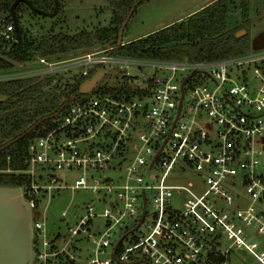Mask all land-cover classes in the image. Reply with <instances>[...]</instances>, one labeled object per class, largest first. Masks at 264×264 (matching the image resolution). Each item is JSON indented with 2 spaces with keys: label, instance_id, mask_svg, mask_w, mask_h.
I'll list each match as a JSON object with an SVG mask.
<instances>
[{
  "label": "built area",
  "instance_id": "2783aa9c",
  "mask_svg": "<svg viewBox=\"0 0 264 264\" xmlns=\"http://www.w3.org/2000/svg\"><path fill=\"white\" fill-rule=\"evenodd\" d=\"M111 49L95 46L61 64L37 60L51 72L80 63L84 78L124 69L126 86L106 84L117 90L102 93L97 84L30 142L17 173L27 177L20 189L32 210L64 191L96 196L65 221L66 236L49 240L45 221H33L34 261L78 241L83 264H225L233 249L264 264V50L193 61ZM190 175L203 189L173 182Z\"/></svg>",
  "mask_w": 264,
  "mask_h": 264
},
{
  "label": "trees",
  "instance_id": "16d2710c",
  "mask_svg": "<svg viewBox=\"0 0 264 264\" xmlns=\"http://www.w3.org/2000/svg\"><path fill=\"white\" fill-rule=\"evenodd\" d=\"M15 1L0 0V12L9 15L0 20V187L24 188L27 177L17 172L27 168L30 142L44 128L53 127V119L63 115L73 101L87 100L95 92L85 94L80 87L96 70H90L87 78L73 80H66L58 71L5 78L19 71L17 64L61 58L105 44L112 47L111 54L131 59L213 61L251 50L248 35H238L243 26L228 29V13L235 7L233 0H215L183 19L119 45L120 28L142 0H107L112 11L111 24L93 32L67 34L51 30L38 37L25 25L22 9L27 4L19 2L15 8L21 33L18 41L10 16ZM27 1L44 12L54 10V0ZM239 6L245 15L248 1L239 0ZM9 25L14 28L9 34L11 38L4 35ZM97 89L102 93L117 90L101 83Z\"/></svg>",
  "mask_w": 264,
  "mask_h": 264
},
{
  "label": "rangeland",
  "instance_id": "374dc122",
  "mask_svg": "<svg viewBox=\"0 0 264 264\" xmlns=\"http://www.w3.org/2000/svg\"><path fill=\"white\" fill-rule=\"evenodd\" d=\"M213 1L215 0H142L127 17L122 43L145 36L161 27L183 19ZM233 1L235 7L230 10L227 17L228 29L243 26L242 35L245 33L248 35L251 49L256 47L264 50V0H247L248 8L245 15L240 10L239 0ZM59 3L60 10L54 17L42 16L29 6H23L22 15L24 16L25 25L34 37L48 34L51 30L54 33L63 32L67 34H75L81 31L93 32L111 24L112 11L107 0H59ZM80 52L54 58L51 61H58L57 64H61L63 62L60 61L65 58L69 60ZM17 67L19 70L17 73L5 75L4 77L37 74L44 71L50 72L45 63H38L37 61L24 65L17 64ZM82 69L83 66L80 63H66L57 66L55 71L60 72L66 80H73L79 77ZM98 71L105 72L98 84L110 86L113 84L119 85L123 82L122 73L124 74V69L116 72L112 71L109 66H104ZM126 71L137 76L141 72L135 66H129ZM262 168L264 169V164ZM173 179V182L185 185L196 192L203 189L201 181L193 175L179 179L173 176ZM95 200L96 196L90 191H64L60 196L50 199L49 202L45 199L37 203L36 208L33 210V221H45L46 237L49 240L52 239L55 233L66 236L67 226L65 221L73 220L72 214L78 211L79 207H83V203H91ZM63 211L67 212L66 218L62 217ZM94 225L96 228H101L103 220L97 219ZM77 242L71 241L67 247V252H61L60 250L61 253L57 257L42 262L35 260L34 264H83L86 261V252H83L81 258L77 252L78 248L76 246H80ZM71 256H73L72 259ZM225 264H253V258L243 249H233Z\"/></svg>",
  "mask_w": 264,
  "mask_h": 264
},
{
  "label": "water",
  "instance_id": "95a60500",
  "mask_svg": "<svg viewBox=\"0 0 264 264\" xmlns=\"http://www.w3.org/2000/svg\"><path fill=\"white\" fill-rule=\"evenodd\" d=\"M19 2L26 3L33 11L45 17H54L60 10L59 0H54L52 12L39 10L27 0H16L10 14L16 26V41L21 34L15 15V8ZM8 18V14L0 12V20ZM127 19L119 30L118 45L122 42ZM242 33L241 31L238 35ZM104 75V71L97 72L81 85L80 91L88 94ZM0 264H34L32 208L24 202L21 189L17 187H0Z\"/></svg>",
  "mask_w": 264,
  "mask_h": 264
},
{
  "label": "flooded vegetation",
  "instance_id": "af4514ba",
  "mask_svg": "<svg viewBox=\"0 0 264 264\" xmlns=\"http://www.w3.org/2000/svg\"><path fill=\"white\" fill-rule=\"evenodd\" d=\"M21 196H22L24 202H26V199H25L24 195L22 194V191H21ZM26 203H27V202H26ZM27 204H28V203H27ZM32 224H33V210H32ZM32 234H33V228H32Z\"/></svg>",
  "mask_w": 264,
  "mask_h": 264
},
{
  "label": "crops",
  "instance_id": "0c3cea01",
  "mask_svg": "<svg viewBox=\"0 0 264 264\" xmlns=\"http://www.w3.org/2000/svg\"><path fill=\"white\" fill-rule=\"evenodd\" d=\"M162 28V27H161Z\"/></svg>",
  "mask_w": 264,
  "mask_h": 264
}]
</instances>
